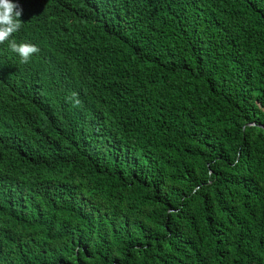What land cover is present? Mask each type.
Returning a JSON list of instances; mask_svg holds the SVG:
<instances>
[{"label":"trees","instance_id":"16d2710c","mask_svg":"<svg viewBox=\"0 0 264 264\" xmlns=\"http://www.w3.org/2000/svg\"><path fill=\"white\" fill-rule=\"evenodd\" d=\"M13 2L0 264H264V0Z\"/></svg>","mask_w":264,"mask_h":264},{"label":"clouds","instance_id":"9594fccd","mask_svg":"<svg viewBox=\"0 0 264 264\" xmlns=\"http://www.w3.org/2000/svg\"><path fill=\"white\" fill-rule=\"evenodd\" d=\"M23 9L13 0H0V43L5 42L21 28V19ZM10 48L17 53L22 62L27 63L33 54L40 51L39 47L32 43H17L15 40L10 42ZM74 100L75 105L80 104L76 93L68 98Z\"/></svg>","mask_w":264,"mask_h":264}]
</instances>
